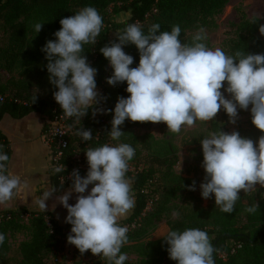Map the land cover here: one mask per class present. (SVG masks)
Returning <instances> with one entry per match:
<instances>
[{
  "label": "clouds",
  "instance_id": "1",
  "mask_svg": "<svg viewBox=\"0 0 264 264\" xmlns=\"http://www.w3.org/2000/svg\"><path fill=\"white\" fill-rule=\"evenodd\" d=\"M59 23L61 27L54 33L56 39L47 41L41 51L48 61L49 82L58 89L53 97L63 116L81 120L90 108L93 115L100 111L96 108L100 102L97 70L83 53L85 45H96L103 17L96 8L87 6ZM43 24H35L36 33ZM259 32L264 35V25ZM180 35L179 25H173L171 31H160L159 24H152L145 33L136 22L116 34L118 42L100 48L113 70L107 83L115 86L126 82L125 91L130 94L117 99L108 132L110 139L120 140L125 120L164 123L168 132L179 134L184 127H193L197 122L213 121L221 109L232 125L237 123L238 109H250L251 123L264 133V54L236 51L229 55L220 47L210 48L203 27L194 33L191 43H182ZM130 44L139 52V65L134 68L130 67L134 58L123 50ZM75 134L82 141L93 138L91 129L80 128ZM200 143L205 173L199 185L200 194L205 200L214 195L215 206L221 212H234L241 191H257V185L264 188V135L254 142L236 130L228 133L219 129ZM3 149L0 145V204L12 200L22 186L21 178L8 172L9 156ZM85 155L86 176L81 177L79 170L74 169L70 174L71 187L58 198L67 210L65 223L71 225L67 242L81 254L90 251L108 264H125L128 256L121 249L128 242V227L118 221L135 207L131 180L126 175L135 149L127 143H105L87 149ZM62 170L65 169H55L57 173ZM188 189L195 191L196 182ZM57 192L56 187L44 191L36 199L38 208L46 212L47 201ZM73 193L77 194L74 205L69 204ZM258 210V203L245 209L249 214ZM179 215L173 212L174 217ZM162 237L168 245L169 258L177 264H215L213 254L219 249L206 231L169 230ZM4 241L5 235L0 233V246Z\"/></svg>",
  "mask_w": 264,
  "mask_h": 264
},
{
  "label": "trees",
  "instance_id": "2",
  "mask_svg": "<svg viewBox=\"0 0 264 264\" xmlns=\"http://www.w3.org/2000/svg\"><path fill=\"white\" fill-rule=\"evenodd\" d=\"M229 1L0 0V71L8 76L4 83H0V98L3 99L0 101V121L5 115L21 119L34 114L46 122L56 114H63L54 100L53 93L58 89L49 82L46 67L48 61L41 49L47 41L56 39L54 33L60 29L59 21L62 18L72 16L87 6L96 8L103 17V28L96 45H85L83 53L90 66L97 70L95 80L100 102L96 108L100 111L93 115V109L90 108L81 120L71 118L75 131L80 128L91 129L93 138L82 141L76 134L72 136L65 150L64 164L70 167V160L74 155L79 153L83 156L87 149L105 143L113 146L127 143L135 149V156L129 163L141 168L126 174L131 180L135 207L131 215L119 223L121 226H129L128 242L121 252L134 253L137 258L134 261L127 259L125 264H177L169 258L166 250L168 245L163 238L158 241L150 240L157 223L162 220L168 230L198 228L206 231L212 237L214 247L219 249L213 254L215 264H264V188H257V191L246 194L241 191L240 199L231 214L223 213L215 206L214 195L207 199L210 205L203 207L196 196V190L188 189L193 181L196 182L197 189V180L184 178L175 172L179 158L174 142L150 133H137V129L149 127L153 123L125 120L121 126L124 134L119 141L111 140L108 134L118 97L127 98L130 94L125 91L126 82L115 86L107 83L113 70L100 48L110 42H118L116 34L128 24L136 22L142 25L145 33L152 24H159L160 31H171L173 25H179L181 42L191 43L192 36L200 27L207 34L215 31L216 18ZM238 14V23L233 26L232 34L221 42L220 48L229 55L236 51L264 54V35L259 32L264 23L257 17L248 18L242 10H238ZM113 17L121 20L115 21ZM36 23H44L39 33L34 28ZM206 44L211 48L209 39ZM123 50L134 58L130 67H137L139 52L135 45H126ZM35 96L36 101L33 103ZM227 123L226 113L218 112L210 122V132L225 129ZM251 127L252 131L244 132L241 136L258 142L259 136L264 133L252 123ZM47 129L48 125L45 124L44 132ZM198 141L196 139L192 143ZM0 145L4 146L3 150L10 160L9 144L1 131ZM64 173L49 169L52 187L59 190L71 187L72 184L59 183V177ZM254 203H258L259 210L255 214L247 213L245 209ZM174 211L179 212V217L173 216ZM66 228H71V225L59 226L41 211L26 208L0 211V233L5 235L4 244L0 246V264H47L50 258L54 260L53 264H58L64 245H71L63 232ZM18 234L24 235L26 239L20 242L11 258L10 240ZM87 253L92 255L90 251ZM220 254L225 257L221 258ZM70 264L108 262L97 256L88 262L79 257Z\"/></svg>",
  "mask_w": 264,
  "mask_h": 264
},
{
  "label": "crops",
  "instance_id": "3",
  "mask_svg": "<svg viewBox=\"0 0 264 264\" xmlns=\"http://www.w3.org/2000/svg\"><path fill=\"white\" fill-rule=\"evenodd\" d=\"M4 74L7 79V74L5 72ZM96 90L99 94V90ZM45 124H47V122H43L38 115L34 114L21 119H15L9 115H5L1 119L0 131L6 137L11 151L7 170L9 173L17 175L21 178L22 186L16 192V195L12 200L4 204H0V211L17 208H26L31 211H41L36 204V199L41 197L44 191L53 188L49 175L50 166L48 161V149L41 142V136L44 133ZM37 162H39L38 168L35 166ZM36 169L38 170V178L37 181L34 182L36 180L34 177ZM43 173H45V176H43ZM23 184H26L27 187H24ZM69 188L70 187L62 188L55 194L53 199H49L47 201L48 210L44 212L59 226L67 225V223H65L67 213L66 209L59 204L58 198L60 194ZM74 195L75 193H73L72 197L69 199V204H73V200L75 199ZM131 213L132 210L127 214V216L121 217L118 222L126 220ZM167 231L169 230L165 221L158 222L157 228L152 234L150 240H161L163 238L162 236L166 234ZM18 236H21V239L17 240V243L14 245V242H16L15 239ZM25 239L24 235L18 234L10 240L11 252L9 253V257L13 258V253L17 250L18 245ZM127 256L130 260L137 258V255L134 253H127ZM61 257L63 256L61 255Z\"/></svg>",
  "mask_w": 264,
  "mask_h": 264
},
{
  "label": "rangeland",
  "instance_id": "4",
  "mask_svg": "<svg viewBox=\"0 0 264 264\" xmlns=\"http://www.w3.org/2000/svg\"><path fill=\"white\" fill-rule=\"evenodd\" d=\"M238 10H242L248 18L257 17L264 23V0H230L228 5L223 10V12L216 18L217 28L215 29V31L207 34V37L211 44V48L220 47L221 42L232 34L233 26L237 24L239 20ZM113 19L115 21L121 20V18L118 17H113ZM0 44H1V36H0ZM5 80L6 77L4 72L0 71V83L4 82ZM224 94L226 98H230L227 93ZM222 112H224L223 109L219 111V114H221ZM225 126H226L225 129L222 128V131L228 133H230L233 130H236L240 133V135H242L244 132L252 131L253 128L251 127L250 109L249 111L238 109L237 123L235 125L227 123ZM136 131L139 134L150 133L158 138L164 137L171 139L178 149L179 161L175 167V172L184 178L197 180L199 185L203 182L205 173H204V169L201 167L203 161V153H202V146L200 141L204 137L209 135L210 122L209 123L197 122L193 127L190 128L184 127L179 134H172L168 132L167 126L164 123L153 124L146 128L144 127L139 128ZM196 139H199V141L197 143H192L193 140ZM38 164L39 162L35 164L36 168H38ZM34 173H35L34 177L36 179L34 182H36L38 178V170L36 169ZM43 176H45V173H43ZM199 185L196 189V196L199 198L201 205L203 207H207L210 205V203L208 202V200H205L201 197ZM91 187L92 185L89 186V191ZM256 188H261V187L257 185ZM76 195L77 194H75L74 197H76ZM73 201H74L73 202L74 205L76 201L75 199ZM209 238L211 241L212 237ZM20 239L21 236H18L15 239L16 242H14V245L17 243V240ZM61 255L63 256V260L61 259V257H58V264H67V263L70 264V262H72L74 259L79 257L83 261L88 262L90 259L97 257L87 252H85V254L83 255L79 254V250L71 245H64V249ZM134 260L135 259H133L132 261ZM53 263L54 260L52 258H50L47 262V264H53Z\"/></svg>",
  "mask_w": 264,
  "mask_h": 264
},
{
  "label": "built area",
  "instance_id": "5",
  "mask_svg": "<svg viewBox=\"0 0 264 264\" xmlns=\"http://www.w3.org/2000/svg\"><path fill=\"white\" fill-rule=\"evenodd\" d=\"M0 101H3L0 98ZM48 125V129L42 134L41 142L48 149V161L50 170H55L56 168L65 169V172L62 176L59 177L60 184H72L70 179V174L74 169L79 170V174L81 177H84L88 170V164L86 160V155H81L77 153L70 160V167L64 164L65 159V150L69 145V139L75 135L74 125L70 119H66L63 114H56L54 118L50 121H46ZM141 166L136 167L133 164L129 163L128 172H135L137 169L139 170ZM84 173V175H82ZM49 227L50 224H47ZM129 227V226H127ZM133 227V225L131 226ZM71 228L64 229V234L66 237L70 233ZM75 247L74 245H71ZM235 247H237L235 245ZM234 251V248L232 252ZM221 258H224L225 255L220 254Z\"/></svg>",
  "mask_w": 264,
  "mask_h": 264
}]
</instances>
